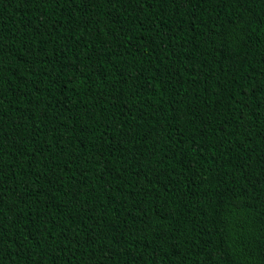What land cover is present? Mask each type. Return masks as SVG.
Segmentation results:
<instances>
[{"label": "trees", "instance_id": "16d2710c", "mask_svg": "<svg viewBox=\"0 0 264 264\" xmlns=\"http://www.w3.org/2000/svg\"><path fill=\"white\" fill-rule=\"evenodd\" d=\"M0 264H264V0H0Z\"/></svg>", "mask_w": 264, "mask_h": 264}]
</instances>
